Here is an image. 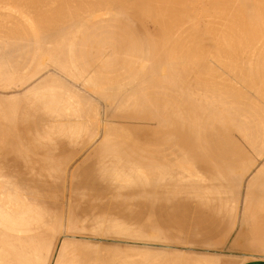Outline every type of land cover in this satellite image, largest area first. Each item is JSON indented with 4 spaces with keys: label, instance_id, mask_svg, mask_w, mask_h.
<instances>
[{
    "label": "bare ground",
    "instance_id": "6f19581e",
    "mask_svg": "<svg viewBox=\"0 0 264 264\" xmlns=\"http://www.w3.org/2000/svg\"><path fill=\"white\" fill-rule=\"evenodd\" d=\"M5 87L23 91H0V231L58 238L54 264L83 261L75 246L126 259L99 252L107 236L144 241L143 262L126 243L135 264H229L181 248L216 249L238 222L227 245L264 251V0H0ZM46 240L21 264H48Z\"/></svg>",
    "mask_w": 264,
    "mask_h": 264
},
{
    "label": "rangeland",
    "instance_id": "374dc122",
    "mask_svg": "<svg viewBox=\"0 0 264 264\" xmlns=\"http://www.w3.org/2000/svg\"><path fill=\"white\" fill-rule=\"evenodd\" d=\"M143 23H144V22L139 23V25L142 27V29H148V31H152V30L154 29V26H152V24H150V23L147 24V23H146L147 25L144 24V25H145V26H144ZM139 25L137 24L138 27H136V29L139 30V31H141L142 29H141V27H139ZM150 26H151V27H150ZM138 28H139V29H138ZM150 29H151V30H150ZM45 58H46V57H45ZM45 58L43 57V60H40V59H39V60L37 61L39 65H43L42 63L40 64V61H44V63L46 64V66H47V65L50 66L49 68H48V66H47L45 69H47V68H48V69H47V70L44 69L45 71H48V73H50V72L52 73V71H56V72H53L52 74H56V75H58L59 77H58V76H57V77L63 80V81H61V80L59 79V81H61V83L63 82L62 85H65V83H64L65 80L68 81V82H66V83H70V84L73 83L74 80H73V79H72L73 81H72V80H69V77H70L69 75H68V76L63 75L64 73L62 72V73H63V74H62V73L60 72L59 69H56L55 66H53L54 68H52V66H51L52 63L49 62L50 64H47V61H45ZM46 60H47V58H46ZM35 62H36V61H35ZM35 62H34V63H35ZM37 62H36V64H35L36 66H38ZM29 63H30V62H29ZM32 64H33V63H32ZM52 65H53V64H52ZM31 66H32V65H31ZM33 67H35V66H33ZM33 69H34V68H33ZM50 69H52V70H50ZM53 69H54V70H53ZM21 71H22V69H21ZM23 71H24V72L26 71V72H25V75H27V69H26V70L23 69ZM23 71H22V72H23ZM49 71H50V72H49ZM19 72H20V71H19ZM29 72H31V70H30ZM32 72H33V70H32ZM32 72H31V73H32ZM58 72L61 73V75H60ZM57 73H58V74H57ZM28 74H29V73H28ZM18 75L21 76L20 74H17V73H16V74H15V73L13 74V76H17V77H18ZM23 75H24V74H23ZM37 75H38V74H37ZM37 75H36V76H33V78L30 80V82H31V81H34L35 79H36V81H38L39 79H41V76H40V78H39V75H38V76H37ZM40 75H41V74H40ZM54 76H55V75H54ZM61 76H65V77H67L68 79H63V77H61ZM36 77L38 78V80H37ZM65 77H64V78H65ZM13 78H15V77H13ZM9 79L12 80V76H10ZM16 79H17V78H15V80H16ZM13 80H14V79H13ZM77 83H78V84H79V83L81 84V82H77ZM27 84H28V83H27ZM11 88H12V89H11ZM11 88H10V87H9V89H7L6 87L3 88V89L1 88L0 91H1V92H4V91H5L4 93H6V94H8V95H11V93H13V92L16 93V92H19V91H21V90L23 91V87H22V88L20 87L21 89L18 88V87H17V88L15 87V88L17 89V90L15 89L16 91H14V88H13V87H11ZM4 89H6L7 91L4 90ZM64 89H65V88H64ZM64 89H63V90H64ZM2 90H4V91H2ZM65 90H66V89H65ZM22 91H21V92H22ZM9 92H10V93H9ZM27 125H28V124H27ZM28 127H29V126H26L25 128H28ZM30 128H31V126H30ZM30 128H29V129H30ZM25 130H26V129H25ZM66 139L68 140V138H66ZM66 139L62 140V142L59 144V146H60L61 148L65 146L64 143H63V141H65ZM85 139H86V137H84V134H82L81 136H78V137L75 138V140H77L78 143H79V141H81V140L83 141V140H85ZM148 143H150V144H154V143H155V144H158V142L155 141L154 139H152V140L149 139V141H147V143H146V146L148 145ZM90 144H91V143H90ZM90 144L88 143L89 146H90ZM78 145H80V144H78ZM82 145L84 146V145H87V144H86V143H85V144L83 143ZM88 145H87V146H88ZM143 145H144V144H142V146H143ZM89 146H88V147H89ZM144 146H145V145H144ZM144 146H143V147H140V148H143V149H144V148H145ZM146 149H147V148H146ZM75 150H76V149H73V150H72V154H73L74 156L78 157V158H80L81 156L83 157V156H85V155L87 156V155L91 152V148H90V150H89V149H87V150H85V149L80 150V151H82V152L85 151V152H83V153H80V151L74 153ZM86 151H87V152H86ZM149 152H150V151H149ZM59 153H60V154H61V153H64V151H61V152H59ZM151 153H152V152H151ZM46 154H50V153H46ZM76 154H77V155H76ZM83 154H84V155H83ZM149 154H150V153H149ZM150 155H151V154H150ZM170 155H172V154H170ZM170 155H169V156H170ZM174 155H176V154H174ZM176 156H177V155H176ZM156 159H158V161H159V159L161 160L160 157H159V158H156ZM77 160H80V159H77ZM161 161H162V160H161ZM162 162H163V161H162ZM166 171H167V170H166ZM166 171H165V170L163 171V173H162V177H165V175H166L165 172H166ZM154 173H155V172H154ZM148 175H149V174H148ZM153 175H154V174H153ZM152 177H153V176H152ZM148 192H153V191H150V190L148 191V190H147V193H148ZM241 208H242V206H241ZM241 208H240V212H239L240 214H239V216H238L239 219L241 218V216H240V215H241ZM116 218H117V219H122V220H128V221L131 220V219H130L131 217H129L127 214H124V213H120V214L116 215ZM238 223H240V222H238ZM238 223H237V226H236L237 228L235 229V232L233 231V232L231 233V235H232V236H231V239H230V236H229L228 240H227L223 245L220 244V245H222V247H220V245L217 246V247L221 248V250H220V249L217 250V247H216V249H215V247H212V250H206V251H205V250L202 249V246H199V247H198L197 245H194L195 247H194V246H188V245L186 246V245H185V247H184V248H181V249H182V251H184V252H185V249H186V251L190 249V250H189L190 253H189V251H187L188 253H187V252H185V253H186V254H191V252H192V255H193V256H194V254L196 255L197 253L200 254V252H202V254L205 253L206 256H209V255H211L213 252H215V253H213L214 255H215L216 253H217L218 255H222V256H220L219 258H221V259L223 258L222 260H224V261H229V264H239V263H242V262L247 261V260H252V259H256V258H264V254H263L264 251L257 250V249H255L254 247H250V246H248V245H242V247H243V248H242L241 245H240V247H237V246H239V245H233V246H231V245H227V243H228V244H231V243H232V240H233V237L236 236L237 229H238V227H240V226H239L240 224H238ZM244 227H245V229L247 230V229L250 227V225H248V224H244ZM247 234H249V232H248ZM109 237H111V238L113 237V239H110ZM115 237H117V236H115ZM93 238H96V237H93ZM122 239H123V238H121V237H118V238L116 239V238H114V236H107V238L105 237V239H102L101 241H104V243L107 242V243H106V246H107V247H106V252H107V253H109V254L111 253V255H112V253H115V252H112V251H115V250L118 249V251L120 252V253H119V252L117 251V253L120 254L119 256L122 255L123 257H125V255H126V256H127L126 258L129 259V258H128L129 255L127 254V251H128V249L131 250V249L133 248V249L131 250L132 253H133V251L136 252V253L134 252V254H133V255H135L134 258L137 259V260L139 261L140 257H137V255H138V256H141L140 261L143 262V260H145V258L147 257V255L144 254V253H148L150 249L144 251L145 248H148V247L143 246V244L141 243L142 240H141V239H136V240H135V239H134V240H133V239L125 240V239H124V240H122ZM126 239H127V238H126ZM121 240H122V241H121ZM131 240H132V241H131ZM90 241H91V240H90ZM92 241H93V240H92ZM136 241H138V242H136ZM228 241H230V242H228ZM112 242H113V243H112ZM118 242L121 243V247H122V248L124 247V249H123L124 252L127 250V251H126V254L123 252L122 249H121V250L119 249L120 247L117 246V244L115 245V246H117V247L114 246V247L116 248L115 250H114V248H112L113 245L111 246L110 243L115 244V243H118ZM142 242H144V241H142ZM120 243H118V245H120ZM126 243H129V244H130V245H129V244H127V245H129V247H130L131 249H130V248H127L128 246H126ZM132 243H134L135 245H137V248L135 247L134 244H133V247H132V246H131ZM107 244H108V245H107ZM109 244H110L111 247H109ZM122 245H123V246H122ZM124 245H125V246H124ZM138 245H139V246L142 245L140 248H141V249L143 248V249H142V250L139 249V248H138ZM125 247H126V248H125ZM134 247H135V248H134ZM144 247H145V248H144ZM227 248H229V249H227ZM232 248H233V249H232ZM234 248H236V249H234ZM237 248H238V249H237ZM134 249H135V250H134ZM138 249H139L141 252H143V253H141ZM193 249H194V251H193ZM201 249H202V251H201ZM248 249L250 250V252H249ZM111 250H112V251H111ZM179 250H180V249H179ZM195 250H196V251L198 250L199 252H198V251L196 252ZM240 250H241V251H240ZM245 250H247V251H245ZM110 251H111V252H110ZM121 251H122L125 255H123ZM203 251H205V252H203ZM208 251H209V252H208ZM211 251H212V252H211ZM237 251H238V252H237ZM243 251H244V252H243ZM251 251H252V252H257V253L254 254V253H252ZM128 252H129V251H128ZM194 252H196V253H194ZM220 252H221L222 254H221ZM262 252H263V253H262ZM117 253H116V256H118ZM132 253L129 252V254H130L129 257H131V259H134V258H132V256H133V255H131ZM137 253H138V254H137ZM207 254H208V255H207ZM217 254H216V255H217ZM228 254H229V255H228ZM259 254H260V255H259ZM113 255H114L113 258L115 259L116 256H115V254H113ZM197 255H198V254H197ZM197 255H196V256H197ZM200 255H201V254H200ZM214 255H213V256H214ZM216 255H215V256H216ZM218 255H217V256H218ZM223 255H224V256H223ZM227 255H228V256H227ZM236 255H237V256H236ZM136 257H137V258H136ZM211 257H212V255H211ZM225 257H226V258H225ZM118 258H119V257H117V259H118ZM138 258H139V259H138ZM117 259H115V260H117Z\"/></svg>",
    "mask_w": 264,
    "mask_h": 264
},
{
    "label": "crops",
    "instance_id": "0c3cea01",
    "mask_svg": "<svg viewBox=\"0 0 264 264\" xmlns=\"http://www.w3.org/2000/svg\"><path fill=\"white\" fill-rule=\"evenodd\" d=\"M28 169H22V173H23V175H34V173H36L35 175H49L48 173L46 174V173H40V172H36V171H34V170H31V169H29L28 171H27ZM8 171H10V169L9 168H1V175L2 176H4V175H7L8 174ZM30 171V172H29ZM32 171H34V173H31ZM1 186H2V184H0ZM54 194V192L52 191H49V194L51 195V194ZM46 204H48V206L50 207H55L56 206V202L55 201H53V202H51L50 200H47V203ZM6 231H7V233L8 234H10V235H8V234H6ZM34 232H36L35 230L34 231H31V232H29V233H19L18 231H11V230H8V228H3L1 231H0V264H21L24 260H30V257L32 256L31 255V252H32V247L34 248V247H36L37 246V244H36V239L37 240H43V238H44V240H49L48 242H46V244H44V245H46V246H44V249L46 248L47 250H44V253H46V254H44V256H48L49 258L46 260V262H49L48 264H52L54 261L53 260H55L56 258H57V256H58V253H57V251L56 250H58L57 248H58V244H59V242H58V238H56V237H54L53 238V236H51L50 234H48L47 236H45V237H43L44 235H42L41 237H40V233H39V235H37V232L36 233H34ZM33 233V234H32ZM14 234V235H13ZM17 234V235H16ZM6 235V236H5ZM23 235V236H22ZM34 235H36L37 237H34ZM33 236V237H32ZM52 238H51V237ZM14 237H17L16 238V240H15V238ZM23 237V238H22ZM43 237V238H42ZM47 237V238H46ZM20 238V239H19ZM61 238H63L62 236L59 238V241L61 240ZM74 238H76V237H73V239ZM83 238V241H84V239H85V237H82ZM124 239H125V237H123ZM54 239V240H53ZM71 239H72V237H71ZM81 239V238H80ZM88 239H90V238H88ZM92 240H97V241H93V242H97L96 244L98 245V247L97 246H95L96 244H94V243H91V246H93V247H97V248H99V246H100V250H99V252H103L104 251V246H105V243H102L103 241H101V239H99V237H96V239L95 238H91ZM90 239V240H91ZM20 240V241H19ZM26 241V242H24V241ZM46 240V241H47ZM82 240V239H81ZM100 240V242H98ZM33 241V242H32ZM35 241V242H34ZM82 241V242H83ZM16 242H17V244H16ZM31 242V243H30ZM39 242V241H38ZM26 243V245H24V244ZM48 243H50L49 245H48ZM55 243V244H54ZM36 244V245H35ZM54 244V245H53ZM88 244V243H87ZM50 245L51 246H53V247H51L50 248ZM104 245V246H103ZM121 245V244H120ZM18 246V247H17ZM30 246H31V248H30ZM101 246H103V247H101ZM84 247V246H83ZM12 248H13V250H12ZM23 248V249H22ZM53 248V249H52ZM75 248V249H74ZM73 248V251H74V254H75V256H74V258H72L71 256L69 257L68 255H71V253L73 252L72 250H71V253L70 252H68V253H66V255L68 256V258H67V256H65L67 259H71V261H72V259L73 260H75L76 262H77V260H79V259H77L76 260V258H80V259H83V261H81V262H77V263H75V264H88L87 263V259H88V257L90 256L89 255V248H88V250H82L83 248L82 247H80L79 248V246H75ZM85 249H86V243H85V247H84ZM95 248L94 249H92V250H95ZM103 248V249H102ZM11 249V250H10ZM21 249V250H20ZM49 249H50V251H49ZM119 249H122V247H120ZM7 250H8V252H7ZM10 250V251H9ZM98 250V249H97ZM97 250H95V251H97ZM123 250V249H122ZM25 251H26V253H25ZM46 251V252H45ZM52 251V252H51ZM50 253V254H49ZM52 253V254H51ZM56 253H57V255H56ZM29 255H31V256H29ZM77 255H79L78 257H77ZM54 257H56L55 259H54ZM101 257V256H100ZM123 257V256H122ZM47 258V257H46ZM99 258V256L97 257V259ZM103 259H104V257H102ZM123 258H126V257H123ZM120 259V262L122 263V261L121 260H126L127 261V258L126 259H122V258H119ZM130 259V258H129ZM49 260V261H48ZM134 261H136L135 259H133ZM132 259L131 260H128V263L127 264H129V261H130V264H135L134 263V261H133ZM116 261V260H115ZM117 261H118V259H117ZM117 261H116V264H120V263H117ZM133 263H132V262ZM72 262H74V261H72ZM125 262V261H124ZM123 262V263H124ZM66 263H68V264H71V262L69 261V260H67L66 261ZM126 263V262H125ZM124 263V264H125ZM40 264H41V262H40ZM43 264V263H42ZM54 264V263H53ZM239 264H264V258H256V259H252V260H247V261H244V262H242V263H239Z\"/></svg>",
    "mask_w": 264,
    "mask_h": 264
}]
</instances>
